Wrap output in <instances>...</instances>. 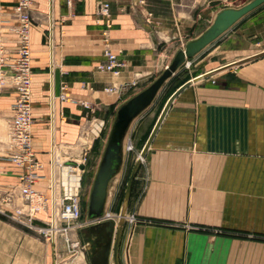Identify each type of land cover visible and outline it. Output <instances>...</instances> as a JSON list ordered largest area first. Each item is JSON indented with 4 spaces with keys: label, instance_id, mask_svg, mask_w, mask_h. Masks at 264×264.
Here are the masks:
<instances>
[{
    "label": "crops",
    "instance_id": "0c3cea01",
    "mask_svg": "<svg viewBox=\"0 0 264 264\" xmlns=\"http://www.w3.org/2000/svg\"><path fill=\"white\" fill-rule=\"evenodd\" d=\"M222 1L74 0L69 5L67 0H31L33 148L43 163L34 187L50 194L51 205L56 150L80 147L83 139H89L92 147L97 142L99 168L115 122L112 113L141 91L128 94L129 89L106 88L144 86L155 80L180 49L205 31L199 30L204 21H214L220 11L233 7L217 10ZM16 2L0 0V57L8 64L16 62L20 44ZM101 3L109 4L107 15L98 12ZM105 47L126 60L119 73L98 69L106 59ZM204 50L179 68L139 119L155 114L163 89ZM211 78L212 84L198 85ZM185 82L168 95L160 114ZM16 95L13 87L0 89V264H50L54 243L44 238L41 228L52 215L43 209L31 219L16 218L18 208H27L19 188L22 169L7 157L8 123ZM138 141L134 137L136 148ZM128 167L124 151L105 208V216L116 223ZM262 193L264 56L203 78L173 100L133 183L119 264H264V205L247 199L248 194ZM132 214L161 222L131 223ZM184 221L255 233L216 235L165 224Z\"/></svg>",
    "mask_w": 264,
    "mask_h": 264
},
{
    "label": "rangeland",
    "instance_id": "374dc122",
    "mask_svg": "<svg viewBox=\"0 0 264 264\" xmlns=\"http://www.w3.org/2000/svg\"><path fill=\"white\" fill-rule=\"evenodd\" d=\"M252 0H223L221 5H218L217 10L222 7L233 6L239 8L247 4ZM213 23V18L208 21H204L200 25V32L206 30ZM264 48V5L257 11L246 17L244 20L233 26L229 31L220 36L216 41L212 42L205 48L203 53L197 56L196 60L191 62L189 67L181 71L175 80H172L169 86L163 89V97L156 108V112L152 116H145L141 119L137 118L131 124L127 135L124 140V151L126 159H129V167L126 177L123 182L122 191L125 189L126 182L128 181V175L137 161L143 145L146 143L152 128L154 127L161 108L166 101L168 95L178 86L180 83L192 78L193 76L200 74L210 68L219 66L232 60L239 59L245 55L255 53ZM189 61H192L191 59ZM238 71V70H236ZM158 76V75H157ZM156 78V77H155ZM147 83L146 85L132 84L128 90V94H134V92L142 91L144 88L149 86L153 82ZM214 79L203 82L201 87H206L208 83H213ZM143 88V89H142ZM196 88V86H194ZM126 102V101H125ZM123 103H121L122 105ZM114 121L116 120V112L112 113ZM139 119V120H138ZM137 121V122H136ZM113 126V123H112ZM111 126V127H112ZM9 123H8V134L7 142L9 138ZM134 137L139 140L138 148L135 147ZM129 144L131 147H129ZM98 144L94 143L93 147L90 145V141L84 140L82 145L61 148L56 150L53 161V184L55 187L53 198L56 197V201H53L51 205V196L47 193L49 199L48 205L45 207V211L52 215L49 224L45 228H49V235L43 232L45 239H50L54 243L55 256L51 259L50 264H91L90 255L86 250V243L92 242L88 237L87 227L89 225L88 206L90 200V194L93 187L94 179L98 170L99 153H97ZM86 153V154H85ZM85 154V155H84ZM86 157L85 167L83 171L77 169L79 174L82 176V189L80 192L81 198V210L82 216L78 221L71 222L68 227V231L64 229L67 227V222L61 219V206L58 205V199L62 193V182L64 181V173L70 165L77 166L82 163ZM65 170V171H64ZM114 179V178H113ZM79 182V180H78ZM248 202L262 203L264 205V193L262 194H248ZM124 202V196L122 201ZM26 202L24 203V205ZM119 205L117 208L119 209ZM136 218L133 223H145L152 224L161 222L157 219L152 218H141L135 214H132ZM166 222V221H165ZM190 222V221H188ZM165 224L174 225V227L183 226L187 230H198L200 233H212V234H226V235H239V234H254L255 232L245 231L240 229L225 228L222 226H212L207 224L199 225H187V221L179 224V222H167ZM79 242L78 246H73L70 241ZM97 245V242H94ZM95 247V246H94Z\"/></svg>",
    "mask_w": 264,
    "mask_h": 264
},
{
    "label": "water",
    "instance_id": "95a60500",
    "mask_svg": "<svg viewBox=\"0 0 264 264\" xmlns=\"http://www.w3.org/2000/svg\"><path fill=\"white\" fill-rule=\"evenodd\" d=\"M264 5V0H252L239 8H225L215 17L213 23L196 39L189 41L183 49H180L174 56L171 63L164 71L146 88L123 103L118 111L114 122L106 149L102 156L98 171L96 173L93 187L90 194L88 216L91 225L88 227L91 239H101V248L91 256V264H119L118 252L120 240L123 234L127 219V210L131 198V192L135 177L139 171L141 163L145 158L152 140L163 121L173 100L187 87L193 83L211 77L217 73L238 66L242 63L264 56V51L256 53L239 61L228 63L206 73L195 76L186 81L167 100L158 120L156 121L140 155L135 162L127 181L124 202L119 214V221L105 216V208L108 198L110 182L119 172L124 160V140L127 132L133 123L145 110L152 106L164 84L171 79L181 66L186 64L196 54L205 49L226 31L233 27L246 15Z\"/></svg>",
    "mask_w": 264,
    "mask_h": 264
},
{
    "label": "built area",
    "instance_id": "2783aa9c",
    "mask_svg": "<svg viewBox=\"0 0 264 264\" xmlns=\"http://www.w3.org/2000/svg\"><path fill=\"white\" fill-rule=\"evenodd\" d=\"M72 5L74 0H67ZM31 0H17L15 12L20 20L17 28L20 36V44L17 49L18 58L15 63L8 64L0 57V89L13 87L16 90V100L12 107L13 115L9 121V138L7 147V157L16 166L22 169L19 177V188L26 202L27 208H18L16 218L24 221L26 217L30 219L40 210L45 209L49 199L42 192L38 191L34 184L40 178V169L43 163L37 158L33 148V114H32V53L30 42V29L32 18L30 15ZM98 12L101 15L109 13V4L101 3ZM104 55L106 59L98 64V69L119 73L126 65V60L120 58L110 48L105 47ZM66 84L62 83V90L66 89ZM131 85L123 87L111 86L106 90L122 91L128 90ZM61 99L66 98L64 92L60 95ZM86 154V153H85ZM84 154V155H85ZM86 157L77 166L70 165L64 173L67 180L63 179L62 193L58 199L61 206V219L67 222L68 231L71 222L78 221L82 216L80 192L82 189V176L78 168L83 171ZM65 171V170H64ZM79 177V182L76 179ZM78 181V180H77ZM54 185V184H53ZM131 223L135 222L134 216L128 217ZM91 222V220L89 221ZM42 232L49 235V228H41ZM68 241H70L68 239ZM73 246H78L79 242L70 241Z\"/></svg>",
    "mask_w": 264,
    "mask_h": 264
},
{
    "label": "flooded vegetation",
    "instance_id": "af4514ba",
    "mask_svg": "<svg viewBox=\"0 0 264 264\" xmlns=\"http://www.w3.org/2000/svg\"><path fill=\"white\" fill-rule=\"evenodd\" d=\"M91 225V223L88 225V227ZM88 227H87V232L89 234V231H88ZM88 237L90 238V240L92 242H87L86 243V250L88 251L89 255H90V260H91V256L94 255L95 253H97V251L101 248L102 246V241L101 239H96V240H93L91 239L90 235H88ZM94 242H97V245H94ZM95 246V247H94ZM91 262V261H90Z\"/></svg>",
    "mask_w": 264,
    "mask_h": 264
},
{
    "label": "bare ground",
    "instance_id": "6f19581e",
    "mask_svg": "<svg viewBox=\"0 0 264 264\" xmlns=\"http://www.w3.org/2000/svg\"><path fill=\"white\" fill-rule=\"evenodd\" d=\"M93 126H94V125H93ZM95 129H96V128H95ZM98 130H99V129H98ZM129 147H131L130 144H129ZM64 177H65L64 179H65V181H66V180H67V175H64ZM77 180H79V177L76 179V182H78ZM55 198H56V197H55ZM55 201H56V199H55Z\"/></svg>",
    "mask_w": 264,
    "mask_h": 264
}]
</instances>
